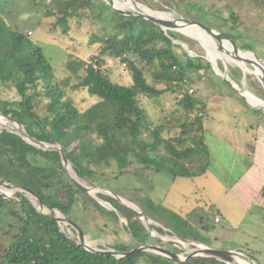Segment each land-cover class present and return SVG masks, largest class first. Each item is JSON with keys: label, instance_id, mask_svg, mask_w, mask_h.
I'll use <instances>...</instances> for the list:
<instances>
[{"label": "trees", "instance_id": "1", "mask_svg": "<svg viewBox=\"0 0 264 264\" xmlns=\"http://www.w3.org/2000/svg\"><path fill=\"white\" fill-rule=\"evenodd\" d=\"M45 8L46 16H55L54 28L63 34L68 33L69 23L77 28L91 27L88 44H99V51L88 61L67 63L69 76L55 82L42 49L0 16V80L12 84L18 95L13 103L1 102L0 112L12 115L30 137L60 145L76 176L92 186L103 187L104 181L135 175L139 170L165 172L173 179L204 175L210 164L204 139L208 123L205 101L188 93L183 76L185 72L203 75L211 69L203 58L204 51L190 38L175 31L163 32L142 18L121 15L102 0H48ZM228 19L232 24L240 23L235 13ZM180 44H187L197 56L188 55ZM106 59L118 60L126 67L131 86L111 82L102 70ZM145 70L153 85L147 82ZM228 76L238 84L233 68ZM206 79L215 90L210 77ZM80 88L98 98L83 112L68 97L69 91ZM251 89L259 96L260 88L251 85ZM167 94L177 96L183 121L154 124L137 97L160 104ZM211 94L220 95L218 91ZM0 179L44 195L33 193L38 203L58 208L67 221L82 216L110 240V249L127 253L116 258L85 250L60 232L57 218L37 210L45 219L24 194L16 192L5 197L20 200L18 203L0 196V264H225L214 258L194 257L180 263L146 251L129 253L137 244L181 251L155 242L131 210L107 195L95 194L125 219L126 224L120 225L114 212L72 183L57 151L37 149L8 131H0ZM67 227L72 226L68 223ZM244 254L259 264L253 253Z\"/></svg>", "mask_w": 264, "mask_h": 264}, {"label": "rangeland", "instance_id": "2", "mask_svg": "<svg viewBox=\"0 0 264 264\" xmlns=\"http://www.w3.org/2000/svg\"><path fill=\"white\" fill-rule=\"evenodd\" d=\"M114 1L119 3V0ZM131 1L133 3V0ZM136 1L147 10L170 18H176L178 15L210 23L211 25L204 31L212 37H219L222 33L264 57V0ZM38 2L43 4L32 3L29 0H0V16L13 30L26 34L31 42L42 49L43 55L53 69L54 81L57 82L69 76L67 63L73 60L88 61L97 55L100 45L88 44L87 32L92 28L86 25L77 28L73 23H69L67 34L55 29L53 26L55 16L45 15V4L48 0ZM254 9H257L256 12H253ZM129 10L139 13L135 6ZM231 13H235L240 23L235 25L229 22L228 17ZM254 24L258 25L257 37L262 35L261 40L254 38L256 35V31L253 30ZM190 39L204 51L203 58L211 66L203 75L189 72L183 74L187 81L188 93L193 91L190 95L205 101L208 122L205 140L210 151L207 172L194 178L175 179L164 173L166 175L161 176L163 178L157 180L154 176L156 180L153 181L154 174L144 179L145 170H139L135 175L126 174L117 180L104 181L103 188L133 203L148 218L159 222V224L152 222L153 227L164 233L156 232L158 237H178L208 247L243 254L251 252L259 264H264V109L258 102L249 99L260 106L251 105L240 95V90H245L255 97L251 89V85H254L255 89L258 87L261 90L259 96L255 98L264 101V85L252 74L244 73L240 67L223 57L219 47H223V43L226 42L221 45L216 43L213 49L219 55L214 58L209 57L198 41ZM209 46L212 48V45ZM184 51L190 56H197L189 47ZM174 53L178 55V52ZM211 59H215L214 63ZM259 66L264 70L261 64ZM249 67L253 70L252 66ZM230 68L237 73L239 81L237 79L235 81H238V84L229 78ZM102 70L112 83L131 86L130 74L118 60L106 59ZM144 74L147 82L153 85L149 72L145 70ZM205 75L213 81L215 90ZM243 78L246 83L243 82ZM155 87L163 88L161 85ZM213 91H218L220 95L211 94ZM68 97L80 112L98 101L96 96L89 95L82 88L69 91ZM176 97L175 94L164 95L160 99V104L140 96L137 97V101L147 110L154 124L174 125L183 121L182 109L176 104ZM17 100L18 95L12 84L0 80V103H13ZM1 128L6 127L0 126V130ZM16 192L24 194L28 199L22 188L0 181V194L10 195ZM45 194L52 196L47 191ZM216 208L222 214L219 224H215L211 217V212H215ZM55 217L58 219L60 229L70 239L77 241L79 238V241L94 248H101L100 245L108 246L110 243L108 238L97 233L99 229L93 223L82 216L73 219L89 233L83 231L72 217H69V221L59 214ZM68 223L73 228L67 227ZM126 237L131 236L127 234ZM123 240L126 241V238ZM179 247L184 251L192 249V246L188 245L176 248Z\"/></svg>", "mask_w": 264, "mask_h": 264}, {"label": "water", "instance_id": "3", "mask_svg": "<svg viewBox=\"0 0 264 264\" xmlns=\"http://www.w3.org/2000/svg\"><path fill=\"white\" fill-rule=\"evenodd\" d=\"M102 1L108 7H110L113 11H115V12L121 14V15H124V16L139 17V18H142L144 20L150 21L154 25L160 27V29L162 31H164V30L165 31H177V29L170 28V27H168L167 29H164L163 28V26H165L167 24L169 25V24L175 23L177 21H184V22H186L188 24L195 25V26L199 27L202 30H206L207 29V26L208 25H211L210 23L204 22L202 20H198V19H195V18L184 17V16H178V15L176 16V18L164 20V19H160V18H156V17H152V16H146L144 14H138L136 12L123 11V10H120V9H117L116 7H114V5L112 4V1L111 0H102ZM133 3H134V5H138L139 7H142L143 6L142 4L138 3L136 0H133ZM213 39H214L215 43H217L219 45H221L223 42H226L232 48H234L236 50H240V51H244V52L251 53L259 61H261V62L264 63V57L263 56H260V55L256 54L253 50H251L249 48H246V47H244V46L236 43L230 37H228L226 35H223L222 33L220 34L219 37H213ZM170 41L173 44H175V45L177 44L176 42H174L172 40H170ZM180 46L183 49H185V50L188 49V47L185 44H180ZM242 80H243V82L246 83V80L244 78ZM0 117H2L3 119H7V120H10V119L14 120L19 125V127L22 128V132H17V131H14V130H11V129H6V128H1L0 131H8L10 133H13V134L19 136L27 144H29V145L37 148V149L57 151L59 153V155H60L62 167H63V169H64L67 177L72 181V183H74L83 193H85L87 196H89L90 198H92L99 205H101L102 207H104L107 210H110V211L114 212L117 215L120 224H126L125 219L115 209H113L108 203L103 202L102 200L98 199L95 196V194L102 193L104 195H107V196L111 197L112 199H114L115 201H117L119 204H121V205L125 206L126 208H128L129 210H131L136 215V217L139 219L140 223L145 228V230L147 231L148 236L151 239H153L155 242L160 243V244H170V245H172L174 247H178L177 246V242H181V243L187 244L188 246H192V249L190 251H184L183 249H181L179 247V249L181 251H183L184 253H182V252L181 253H174L171 250H169V249H167L165 247L159 246V245L137 244L129 253L136 252V251H146V252H151V253H154V254H157V255L166 257V258H168L170 260H173L175 262H180V263H184V262H186L189 259L194 258V257H204V258H214V259H216V260H218L220 262H223L225 264H239L234 259L233 254L235 253V254L242 255L245 259H247L250 262L256 264L253 260H251L245 254L240 253V252H237V251L212 248V247L205 246V245H203V244H201L199 242H196V241H191V240H186V239H180L178 237H164V238L158 237L157 233L155 232V230L153 228L152 220L150 218H148L143 213V211L140 210V209H138V207L135 206L133 203L126 201L122 197L114 194L113 192H111L110 190H108L106 188L89 185L88 183H86V182L82 181L80 178H78L76 176V174L74 173V171L72 170V167H71L69 161L67 160V158H66V156H65V154L63 152V149H62V147L60 145H58L56 143H54V144L44 143V142L38 141V140L30 137L24 131L22 125H20L12 117V115H5V114H3V113L0 112ZM69 169H71L72 173L74 174V177H72L70 175ZM0 181H2V180L0 179ZM2 182H4V181H2ZM4 183H6V182H4ZM6 184H8L10 186H13V187L26 189V190L34 193V194H38V193H36V192H34V191L30 190V189L24 188V187L15 186V185H12V184H9V183H6ZM38 195L44 197V195H42V194H38ZM0 196L2 198H4V199L9 200V201H12L14 203H16V202L18 203L20 201V200L19 201L11 200V199L3 196L2 194H0ZM105 204H107L108 207ZM33 208L36 210V208L34 206H33ZM54 209L56 211H59L60 213H62L58 208H55L54 207ZM36 212L39 215H41V216L44 217V215H42L37 210H36ZM63 215H65V214H63ZM73 220L76 222V224L83 231L89 233L75 219H73ZM60 232L63 235H65L68 239H70L67 236V234H65V232H63L61 229H60ZM70 240L73 241L76 245H78L80 247H83L85 250H87L89 252L97 253V254H109V255L115 256L116 258H121V257H123V256H125L127 254V253H120V252H117V251H115L113 249H110L107 245H100L101 246L100 249L94 248V247H87L86 245L82 244L79 241V238H78L77 241L76 240H73V239H70Z\"/></svg>", "mask_w": 264, "mask_h": 264}, {"label": "bare ground", "instance_id": "4", "mask_svg": "<svg viewBox=\"0 0 264 264\" xmlns=\"http://www.w3.org/2000/svg\"><path fill=\"white\" fill-rule=\"evenodd\" d=\"M112 4L114 5V7H116L117 9L123 10V11H130V7L135 6V10L139 11L138 14H144L146 16H152V17H156V18H160V19H164V20H168V19H172L170 17H167L165 15L162 14H157L154 13L150 10H147L145 7H139L138 5H134L132 3L131 0H119V3H116L114 0H111ZM130 12H134V11H130ZM137 13V12H136ZM168 27L170 28H174L177 29V31L179 33H181L182 35L192 38L196 41H198L203 48L206 50V52L208 53L209 57H218V53L213 49V47H216V43L212 37V35L206 33L204 30L192 25V24H188L184 21H177L175 23L172 24H167L165 26H163L164 29H167ZM212 45V48L209 46ZM223 57L230 61L231 63H234L235 65H237L238 67L241 68V70L244 73H250L252 74L257 81L261 82L264 85V70H262L260 68V63H262L264 65L263 62L259 61L253 54L248 53V52H244V51H240V50H236L232 47H230L229 44L227 43H223V47H219ZM244 52V53H243ZM248 53V54H246ZM217 55V56H216ZM214 57V58H215ZM212 60V59H211ZM215 59L212 60V62L214 63ZM250 66L253 67V70L250 69ZM243 87V86H242ZM240 95L245 98L251 105L253 106H260L264 109V101L263 99H257L255 98L252 94H250L248 91L245 90H240ZM258 102L259 104L251 101V100ZM0 126L1 127H6V129H11L17 132H22V128L19 127V125H17L14 120L10 119H3L2 117H0ZM69 173L72 177H74V174L72 173L71 169H69ZM22 191H24L27 195H28V200L29 202L36 208V210L42 212V213H46L52 217H55V215H61L63 218H65V215H63L62 213H60L59 211H52V209L47 208L45 205L40 204L37 202L34 194L26 189H22ZM11 195V194H10ZM3 196H9V195H3ZM107 207L108 205L105 204ZM54 212V214L52 213ZM57 218V217H55ZM66 219V218H65ZM82 244L86 245L87 247H90L89 244H86L85 242L80 241ZM184 243L181 242H177V246H181L183 247ZM234 259L236 260V262H238L239 264H254L252 262H250L249 260L245 259L242 255L240 254H233Z\"/></svg>", "mask_w": 264, "mask_h": 264}, {"label": "crops", "instance_id": "5", "mask_svg": "<svg viewBox=\"0 0 264 264\" xmlns=\"http://www.w3.org/2000/svg\"><path fill=\"white\" fill-rule=\"evenodd\" d=\"M256 10H257V9H254L253 12H254V11L256 12ZM238 11H239L238 13H240V10H238ZM255 15H256V14H255ZM257 26H258L257 24H254V25H253V30L256 31V33H255L256 35H255L254 38H255L256 40H261V39H262V35H261V37H259V38L257 37ZM205 133H206V127H205ZM204 139H205V135H204ZM205 143H206V140H205ZM206 144H207V143H206ZM207 146H208V145H207ZM208 148H209V147H208ZM164 173H165V172H159V173H157V172H154V171H145V172L143 173V178H144V179H145V178H149V176H152V175L154 174V175L152 176V178H153V181H155L156 179L158 180L159 178H163V177H161V176H164V175L167 174V173H166V174H164ZM167 175H168V174H167ZM154 176H155L156 179H154ZM169 176H170V175H169ZM170 177H171V176H170ZM215 214L219 216V219H220V222H221L222 214L220 213L219 209L216 208V210H215ZM212 215H213V214H211L212 221H213V216H212ZM152 222H156V221H153V220H152ZM220 222H219V223H220ZM156 223L159 224V222H156ZM219 223H215V224H219Z\"/></svg>", "mask_w": 264, "mask_h": 264}, {"label": "built area", "instance_id": "6", "mask_svg": "<svg viewBox=\"0 0 264 264\" xmlns=\"http://www.w3.org/2000/svg\"><path fill=\"white\" fill-rule=\"evenodd\" d=\"M192 93V91H190V94ZM213 222L214 223H219L220 222V219H219V216L215 214V212H213Z\"/></svg>", "mask_w": 264, "mask_h": 264}, {"label": "clouds", "instance_id": "7", "mask_svg": "<svg viewBox=\"0 0 264 264\" xmlns=\"http://www.w3.org/2000/svg\"><path fill=\"white\" fill-rule=\"evenodd\" d=\"M213 214V212H211Z\"/></svg>", "mask_w": 264, "mask_h": 264}]
</instances>
